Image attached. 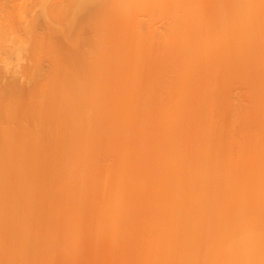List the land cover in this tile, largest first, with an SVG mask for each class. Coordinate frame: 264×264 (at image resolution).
<instances>
[{
    "label": "rangeland",
    "instance_id": "obj_1",
    "mask_svg": "<svg viewBox=\"0 0 264 264\" xmlns=\"http://www.w3.org/2000/svg\"><path fill=\"white\" fill-rule=\"evenodd\" d=\"M259 2L0 0V264H264Z\"/></svg>",
    "mask_w": 264,
    "mask_h": 264
},
{
    "label": "bare ground",
    "instance_id": "obj_2",
    "mask_svg": "<svg viewBox=\"0 0 264 264\" xmlns=\"http://www.w3.org/2000/svg\"><path fill=\"white\" fill-rule=\"evenodd\" d=\"M259 1H261L263 4H262L261 2H259ZM258 2L261 3V4L264 6V0H258ZM259 3H258V4H259ZM258 4H257V7L259 6ZM262 5H261V6H262ZM254 6H255V4H254ZM263 6H262V7H263ZM255 8H256V7H255ZM252 9H254V8H253V3L251 4V2L249 1V2L245 3L244 6L241 7V12H240V13H241L242 16H246V15H247ZM258 9H259V7H258ZM262 10H263V9H262ZM262 10H261V12H262ZM245 19H246V18H245ZM246 20H247V19H246ZM247 21H248V20H247ZM244 23H245V21H244ZM246 24H247V22H246ZM248 24H249V23H248ZM210 28H211V27H210ZM245 28H247V27H245ZM227 29H228V28H227ZM227 29L225 30V27L221 26L220 29L217 31L218 34L221 36V37H219L220 39L222 38L223 34L225 33L224 31H227ZM211 30H212V29H211ZM211 30H210V31H211ZM213 30H214V29H213ZM258 30H259V29H258ZM254 31H257V30L255 29ZM210 33H211V32H210ZM226 33H227V32H226ZM137 34H138V33H137ZM260 34H261V33H260ZM263 34H264V33H263ZM219 35H218V36H219ZM258 36H259V35H258ZM261 36H263V35H261ZM256 37H257V36H256ZM258 38H259V37H258ZM258 38H257V39H258ZM263 38H264V37H263ZM261 41H262V37H261ZM263 41H264V39H263ZM135 43H136V42H135ZM259 43H260V42H259ZM262 44L264 45V43H262ZM206 45H207V44H206ZM260 45H261V44H260ZM209 46H210V44H209ZM207 48H208V47H207ZM261 48L264 49V46L261 47ZM186 66H187V65H186ZM173 81H174V80H173ZM175 81H176V80H175ZM175 81H174V82H175ZM174 84L176 85V83H174ZM259 91L262 92V91H264V90H259ZM4 92H6V91H4ZM0 93H1V95H2V96L0 95V96H1V99H3L4 95H7V93H5V94L3 93V90H2ZM256 94H257V92H255L254 96H255ZM263 94H264V92H262L261 95H263ZM263 96H264V95H263ZM4 98H7V97L5 96ZM257 98H258V97H257V95H256V98H255L256 100H258V101L261 100V102L264 100V98H263V99H257ZM7 100H8V98L5 99V102H4V99H3V100H0V101H1V102H0V103H1V105H0V106H1V109H0L1 114H0V115H1V116L5 115V117H4L5 120H6L8 117H10L9 114H8V109H9L8 104H9L10 102L8 103L9 100H8V101H7ZM258 101H257V102H258ZM2 102H3V103H2ZM261 102H259V103H261ZM7 103H8V104H7ZM263 103H264V102H263ZM170 118H171V117H170ZM206 118H208V119H205V118H204L205 120L203 121V123H204L205 125H202V126H204V127H202V128L204 129V131H205V129H206L205 127L208 126V123H210V122H209V121H210V117H206ZM168 120H170V119H168ZM231 120H232V119H231ZM231 120H230V121H231ZM233 120H234V119H233ZM234 121L236 122L237 119H235ZM169 122H170V121H169ZM172 122H174V120H173V121L171 120L170 123L172 124ZM167 123H168V122H167ZM203 123H202V124H203ZM171 124H170V125H171ZM263 125H264V124H263ZM263 125H262L261 129H264ZM207 128H208V127H207ZM261 129H259V131H260ZM200 130H201V129H200ZM207 130H209V129H206V131H207ZM201 131H203V130H201ZM209 131H210V130H209ZM259 131H258V132H259ZM207 132H208V131H207ZM258 132H257V133H258ZM261 132H262V133H261ZM261 132H259V133H261V134H258V137H257L256 134H255V139H256L257 144H256L255 141H254L255 139L249 141L250 143H247L246 140H244L247 144H250L249 148H248L247 145L245 146V147H247V150H248L247 152L252 153L253 151L251 152L250 150H252L253 148H257V147H255V146H257V145H258V149H259V151L264 150V132H263V130H261ZM208 133H209V132H208ZM197 134H198V133H197ZM200 134H201V132H200ZM200 134H198V138H199V140H201V141H200V142L198 141V143H199L201 146H200V148L197 147V148L193 149L194 151H196V150H200L199 152H197V153L200 154V155H196L195 153H193V154H194L196 157H198V158H199L200 156H203L202 153H204V151H205V150L203 151V148H204V147L202 146V144H205L204 142H202V139H203V136H202V135H203V133H202L201 136H199ZM205 134H206V133H204V136H205ZM211 134H213V133H212V130H211L210 134H206V135H208V136L211 138V137H213V135H214V134H213V135H211ZM234 134H235V133H234ZM234 134H233V133L230 134V135L228 134V135L231 137V140H229L230 137H229L228 139H226L227 141H229V143H227V141H226V143L228 144V146H232V145H230V144H232L231 142H232L234 139H236V140H234L233 143H235V142L237 143L238 140H239L238 144L240 143L241 139H239V138H241V137L238 138L237 136H239V135H237V134H235V137H234ZM231 135H233V137H232ZM208 136H207V137H208ZM242 136H243V134H242ZM249 136H250V135H249ZM252 136H253V135H252ZM201 137H202V138H201ZM205 137H206V136H205ZM226 137H227V136H226ZM200 138H201V139H200ZM250 138H252V137L250 136ZM253 138H254V137H253ZM212 139H213V138H212ZM212 139H211V140H212ZM204 140L206 141L207 139L204 138ZM204 140H203V141H204ZM213 140L215 141V138H214ZM173 141H174V140H173ZM244 141H243V142H244ZM247 141H248V137H247ZM253 141H254V143H255L256 145H255L254 147L252 146V147H253V148H252V147H251V142H253ZM164 142H165V141H164ZM241 142H242V141H241ZM243 142H242V143H243ZM245 142L243 143V145L245 144ZM174 143H175V142H174ZM179 143H181V142H178V141H177L178 146H179ZM201 143H202V144H201ZM207 143H208V142H207ZM242 143H240V146H241ZM175 144H176V143H175ZM208 144H209V143H208ZM208 144H207V145L205 144V145L208 146ZM212 144H215V143L213 142ZM238 144H234V145H235V146H234L235 150H236V148H237L238 151L233 150V147L231 148L232 151H235V152H236L235 154H237V152H239V150H240V147H239ZM165 145H166V147H168L166 143H165ZM172 145H173V144H172ZM210 145H211V144H210ZM236 145H237V146H236ZM243 145H242V146H243ZM169 146H170V145H169ZM211 146H214V145H211ZM225 146L227 147V145H225ZM242 146H241V147H242ZM180 147H182V144H181ZM201 147H203V148H201ZM250 147H251V148H250ZM205 148H207V147H205ZM205 148H204V149H205ZM212 148H213V147H212ZM227 148H228V147H227ZM227 148H226V149H227ZM238 148H239V149H238ZM242 148H243V147H242ZM165 149H166V148H165ZM167 149H168V148H167ZM167 149H166V151L170 153V151H168ZM175 149H178V147H177V148H174V150H175ZM207 149H208V148H207ZM229 149H230V148H228V151H229ZM174 150H171V151L174 152ZM211 150H212V149H211ZM241 150H242V151L244 150L243 153H247V152H245V151H246L245 148H243V149H241ZM241 150H240V151H241ZM175 151H177V150H175ZM209 151H210V150L208 149L207 152H209ZM175 153H176V152L172 153V155L175 154ZM229 153L231 154L230 151H229ZM249 153H248V155H249ZM205 154H207V153H205ZM210 154H211V153H210ZM205 157H206V155H205ZM247 157L249 158V157H251V156H247ZM247 157H246V159H247ZM206 158H207V157H206ZM172 159H173V158H172ZM204 159H205V158H204ZM200 160H203V158L200 157ZM206 160H207V159H206ZM206 160H204V161L206 162ZM247 160H248V159H247ZM251 160H253V159H250V158H249V161H250V162H253V161H251ZM249 161H248V165L250 164ZM174 162H175V161H174ZM174 162H172V163H174ZM160 163H161V162H160ZM163 163H164V162H163ZM167 163H168V162H167ZM161 164H162V163H161ZM170 164H171V163H170ZM170 164H168V165H170ZM205 165L207 166V163H206ZM248 165H247V166H248ZM160 166H161V165H160ZM163 166L166 167L167 165H164V164H163ZM206 166H205L204 168H206ZM226 166H227V164H226ZM228 166H229V165H228ZM231 166H232V167H231ZM165 167H164V168H165ZM160 168H161V167H160ZM164 168H163V169H164ZM168 168H169V167H168ZM225 168H228V167H225ZM225 168H224V169H225ZM229 168L232 169V168H233V165H230ZM234 168H235V167H234ZM234 168H233V169H234ZM233 169H232V170H233ZM159 170H160V169H159ZM225 170H226V169H225ZM225 170H223V175H222V176H224V175L228 172V171L225 172ZM228 170L230 171V169H228ZM234 170H236V169H234ZM164 171H165V170H164ZM166 171H167V169H166ZM166 171H165V172H166ZM161 172H162V171L160 170V173H161ZM233 172H234V171H233ZM162 174H163V173H162ZM164 174L168 176V175H169V172H168V174H166V173H164ZM164 174H163V175H164ZM226 175H228V176L231 175V176H232V175H234V174H233L232 171H231V173L228 172V174H226ZM167 176H166V177H167ZM228 176H227V179H229V178L231 177V176H230V177L228 178ZM164 177H165V176H164ZM220 177H221V175L219 176V179H220ZM232 177H233V176H232ZM224 178H225V177H224ZM159 179H160V178H159ZM167 179H168V177H167ZM222 179H223V178H222ZM225 179H226V178H225ZM227 179H226V180H227ZM236 179H237V178H236ZM161 180H162V179H161ZM232 180H233V179H232ZM256 185H257V183H256ZM256 185H255V187H256ZM245 187H246V188H245ZM258 187H259V188H258ZM257 189H258L257 192H259L258 194L260 195V194L263 192V189H264V176H263V179L259 182V185H257ZM244 190H245L246 192H248L250 195H253V196L258 195L254 187L251 188V186L248 187L247 185H245V186H244ZM247 190H248V191H247ZM195 191H197V190H195ZM197 196H198V195H197ZM190 223H192V222H190ZM193 223H194V220H193Z\"/></svg>",
    "mask_w": 264,
    "mask_h": 264
}]
</instances>
